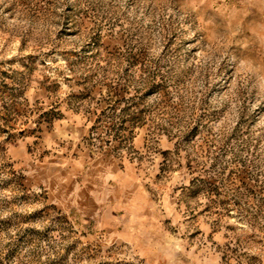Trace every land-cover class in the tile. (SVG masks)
Instances as JSON below:
<instances>
[{"label":"rangeland","instance_id":"1","mask_svg":"<svg viewBox=\"0 0 264 264\" xmlns=\"http://www.w3.org/2000/svg\"><path fill=\"white\" fill-rule=\"evenodd\" d=\"M0 264H264V0H0Z\"/></svg>","mask_w":264,"mask_h":264}]
</instances>
